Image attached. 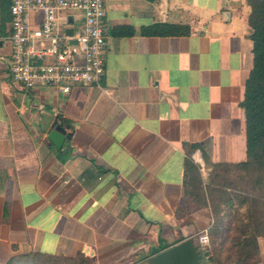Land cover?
<instances>
[{
	"label": "crops",
	"instance_id": "1",
	"mask_svg": "<svg viewBox=\"0 0 264 264\" xmlns=\"http://www.w3.org/2000/svg\"><path fill=\"white\" fill-rule=\"evenodd\" d=\"M246 1L105 0L103 79L65 95L12 80V0H0V264L30 252L151 264L188 238L211 264L199 237L213 214L186 194V162L206 178L207 157L248 159ZM67 15L62 25L83 21ZM41 19L30 13L34 27ZM157 23L190 33L159 35ZM55 122L71 134L62 148L48 138ZM259 245L264 264V236Z\"/></svg>",
	"mask_w": 264,
	"mask_h": 264
},
{
	"label": "trees",
	"instance_id": "2",
	"mask_svg": "<svg viewBox=\"0 0 264 264\" xmlns=\"http://www.w3.org/2000/svg\"><path fill=\"white\" fill-rule=\"evenodd\" d=\"M246 2L251 7L248 21L254 43V64L241 103L247 115L248 159L214 163L207 157L210 170L206 178L192 158L186 162V194L193 201L210 206L213 214L206 244L211 264H258L261 260L259 237L264 236V0ZM154 28L159 35L190 33L189 25L157 23ZM4 264L79 263L30 252L13 255Z\"/></svg>",
	"mask_w": 264,
	"mask_h": 264
},
{
	"label": "built area",
	"instance_id": "3",
	"mask_svg": "<svg viewBox=\"0 0 264 264\" xmlns=\"http://www.w3.org/2000/svg\"><path fill=\"white\" fill-rule=\"evenodd\" d=\"M35 10L42 13L37 27L30 20ZM72 11H81L83 21L74 24L67 20L62 25V14L68 16ZM10 13V74L15 83L25 88L51 86L65 95L74 85L101 83L107 46L105 0H12ZM38 40L50 43L36 45ZM199 241L206 248L208 229Z\"/></svg>",
	"mask_w": 264,
	"mask_h": 264
},
{
	"label": "water",
	"instance_id": "4",
	"mask_svg": "<svg viewBox=\"0 0 264 264\" xmlns=\"http://www.w3.org/2000/svg\"><path fill=\"white\" fill-rule=\"evenodd\" d=\"M72 32L71 29L68 30ZM74 42V41H73ZM71 136L67 127L55 122L48 138L59 148H62L67 137ZM204 257L200 247L192 238H188L156 254L151 264H202Z\"/></svg>",
	"mask_w": 264,
	"mask_h": 264
}]
</instances>
